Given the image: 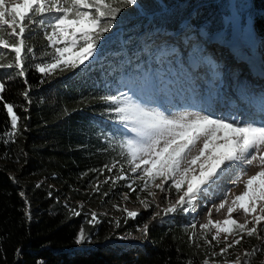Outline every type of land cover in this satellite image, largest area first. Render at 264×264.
I'll list each match as a JSON object with an SVG mask.
<instances>
[{
  "label": "trees",
  "instance_id": "1",
  "mask_svg": "<svg viewBox=\"0 0 264 264\" xmlns=\"http://www.w3.org/2000/svg\"><path fill=\"white\" fill-rule=\"evenodd\" d=\"M135 2L62 0L59 16L30 8L15 36L0 27V41L21 51L0 49V264H225L181 210L151 222L147 242L126 246L117 236L138 227V217L92 221L72 205L138 199L154 183L124 176L134 152L121 85L146 72L157 50L150 32L186 22L193 33L214 34L234 8L264 41V0ZM85 16L94 27L76 35L75 49L89 45L95 59L60 62L58 28ZM230 232L241 234L236 225ZM256 251L245 264H261Z\"/></svg>",
  "mask_w": 264,
  "mask_h": 264
},
{
  "label": "rangeland",
  "instance_id": "2",
  "mask_svg": "<svg viewBox=\"0 0 264 264\" xmlns=\"http://www.w3.org/2000/svg\"><path fill=\"white\" fill-rule=\"evenodd\" d=\"M61 1L0 0V27L8 31L9 35L15 36L16 29L23 25V20L27 17L30 8L38 6L42 11L52 8L48 14L53 17L59 16L62 12ZM76 1L83 2L84 0ZM129 1L135 4L134 0ZM234 13L232 10L228 14V17H222V24L223 22H231L228 24V30H219L214 34H206L205 31L198 29V36L196 37L198 41H194V46L201 44L200 39H206V42H209L208 44L214 42V46H221L220 51H222L221 49L226 51V56L230 58H233L232 56L235 57V54H238L240 50L242 51V46L237 43H231L232 39L235 38V31L238 26L237 22L240 19ZM90 23L85 16L81 21L68 22L64 27L58 28V31H63L59 35L61 39L59 42L66 45L60 48V62H76L83 65L95 59V52L89 45L75 49L77 42L76 35L82 34L83 36L87 31L93 29L94 26ZM243 25H249V27L242 29L244 28ZM241 26L243 27L240 28V40L238 41L243 42L245 47H247L245 49L248 51L246 54L255 53L257 49L264 51V41H259L252 34L250 21L245 18L241 21ZM69 28H71V32L66 31ZM187 32L193 33L188 23L183 22L175 32L167 34L152 31L148 35V38L151 44L166 41L174 42L172 41L173 39L178 40L179 36H183ZM252 35L255 37V41L252 45L248 46V40L252 38ZM188 38L194 40V37L191 35ZM233 40L237 41L236 39ZM204 46L202 47L204 48ZM232 47H236V49L231 51ZM5 48L13 50L16 53L20 51L18 47H8L4 42L0 41V49ZM257 57L260 56L258 55ZM249 59L256 60L255 58ZM259 63L261 64L260 61ZM148 66L150 67L151 65L148 63ZM39 70L42 71L43 68L40 67ZM149 75L146 74L147 78L139 82L135 80L136 75L132 73L130 77L125 76L121 82L122 90L128 98V104L123 109L125 117L124 124L128 127V131L132 137L131 149L134 152V159L127 168V174L124 176L132 175L136 178L139 176L150 177L155 179L154 183L138 199H130L126 194H123L118 201L111 204L110 200L100 202L93 199L91 201L94 202V205L86 204L83 201L72 202L76 210L84 208L92 221H95L100 216L109 217L114 222L120 218L135 219L138 217L140 219V225L138 227L117 236L118 244H124L126 246L134 244L141 245L147 242V228L151 222L171 215L175 211L182 210L184 205H188L186 204L185 198L188 191H191V187L195 185L196 173L208 171L211 168V164L219 159V156H211L208 154L197 156L196 154L202 148L200 140L208 137L209 133L221 136L226 131L220 125L215 126L216 123L200 124L195 131H187L182 125L176 122L165 121L164 118L151 115L137 106V102H142L143 98L135 99L138 96L136 86H140V84L145 82L149 84ZM217 129L219 130L217 133L216 131H212ZM236 133L239 137H242L241 143L246 148L247 151L244 150L246 153L255 151L257 154L260 152L261 155H264L262 153L264 151V133H262V136H257L256 141H251L249 146L247 144V137L244 134L241 136L238 131ZM233 141L230 139L223 141V143L228 147ZM241 148L240 146L239 149ZM248 160L251 164H256L257 166L256 170H254V174L257 176L254 182L258 184L256 185L258 186L256 192L254 191L256 187L251 184L245 190L238 188L240 194L237 196L234 193L232 194L234 201L230 206L224 202H222V206H218L219 204L217 206H210L208 205L209 202L206 204V201L211 198H206L201 202V205L204 207L207 205L208 207L210 206V210L205 215H192L190 208L193 203L191 206L189 205L190 210L188 212L186 210L182 212L193 224L194 232L202 233L206 236L209 249L214 251L213 254L219 255L222 261L220 262L225 264H245L250 259H248V256L251 254L250 250L255 247L257 251L252 254L259 255V263L264 264V236H262V231L264 232V215L257 214L258 210H264V161L260 159L259 155L258 157L251 155ZM172 190L177 191V194L172 195ZM228 207L234 209L237 214L230 215L226 211ZM242 209H245L246 213ZM231 225H236L241 230V234H230L228 231H230ZM249 235L253 238V242L247 238ZM250 245L253 246L251 247Z\"/></svg>",
  "mask_w": 264,
  "mask_h": 264
},
{
  "label": "bare ground",
  "instance_id": "3",
  "mask_svg": "<svg viewBox=\"0 0 264 264\" xmlns=\"http://www.w3.org/2000/svg\"><path fill=\"white\" fill-rule=\"evenodd\" d=\"M239 33H240V27L237 26V30L235 32V38H233V39H236L237 41L232 39L231 43H237L243 47L244 43L241 41L240 42L238 41V40H240ZM224 37H223V39H224ZM225 40L227 41V39H225ZM208 43L209 42H207V44ZM198 45L199 44H197L195 46H198ZM214 45H215L214 42H212V44H208L207 46L210 49V51L214 50L215 59H217L218 61L220 59H223L226 62V63H224L225 67H226V64H227V66H229V69L223 67L224 83L227 85L228 89H230L233 86V81H234L233 78L239 77V76H244L245 78H247V80H251L255 89L264 88V53L263 52H261V53L252 52L249 54H244V52H242L240 50L238 52V54H235L236 55L235 57L232 56L233 58H230V57L225 55L226 51H224L223 49H221L222 51H220L221 46H219V45L214 46ZM192 46L195 47L194 44ZM200 46H201V44H200ZM174 47L176 49L174 48L172 52L176 53L177 51H180V52L185 53L184 48L180 49V48H178V46H174ZM233 49H236V47H232L231 51H233ZM190 52H191V50H190ZM232 55H234V54H232ZM258 55L260 57H257ZM191 56L193 58H195V55L193 53H191ZM249 58H251V59L255 58L256 60L255 61L250 60ZM257 59L261 62V64L259 63V61ZM164 62L167 63L168 61L165 59ZM232 66H234V68L231 69ZM165 68L167 70H169V68L167 66H165ZM156 70H157V79H159L160 81L163 82L164 80H162L161 74H164V68H157ZM260 76H262V77H260ZM150 85L151 84H148L147 87H150ZM226 94H228V92H226ZM153 98H154V95L151 94L148 101H152ZM234 98L238 99V96L235 94ZM240 100H241V98H240ZM221 110H223V109L221 108ZM198 114H201L200 111L194 110L189 115L186 114V115H183L179 118H176L175 122L177 124H180V125L185 124V123L189 124L198 117ZM257 116L264 118V95H262V94L259 97H257V109L254 113L252 111L251 116H250L251 120L243 126L256 127L257 129H264V123L260 124L257 121V119L255 118ZM219 125L223 129L226 130L225 133H222L221 136H217L216 134L213 135V133H209L208 137L200 140V145L202 146V148L196 154L197 156L198 155H207V154L211 155V156H219V159L216 162H213L211 164V166H210L211 168L208 171L202 172V173H200V172L196 173L195 185L193 187H191V191L190 192L188 191V194L185 198L186 204L191 206V204L193 203L194 204L193 207H194V209H196L195 212H197L198 213L197 215H200V216L205 215L206 212L210 210V208H209L210 206H213V205L217 206L218 204H219L218 206H222V199L224 198V196L221 195L219 192L218 193L217 192L216 193L207 192L205 190V186L207 183L210 182V179L213 176H215L219 173L223 172V176H225L227 178L231 177V173H229L228 170L224 171V169L226 167L224 164L225 161L231 160L233 158H238L241 160V162H242L241 165H238L239 164L238 163V164H236V166L239 167L240 173L242 175L246 176L244 182L238 184V186L243 187V188L246 187L251 181L255 185H258L254 182L255 177H256V175L254 174L255 173L254 170H256L257 166H256V164H251L248 160L251 157V155H254V156L256 155L257 157L259 155L260 159L262 161H264V157L261 156L260 152H259V154H257L255 151H253V152L250 151L248 153H246L244 151V150H246V148H244L243 143H241L242 137H239L237 135L236 131H238V133L241 136L243 134L248 135L247 132L240 131L239 126H236V127H230L229 125L223 126L221 121H218L215 124V126H219ZM188 126H190V125H188ZM227 130L229 131V133ZM212 131L213 132L216 131V133H217L219 130L217 129V130H212ZM255 138H256V136H255ZM230 139H232L234 141L230 146L226 147L225 143H223V141H227ZM249 145L250 144H248V146ZM240 146L242 147L241 149H239ZM226 153H227V155H223ZM230 164H233V163L230 162ZM209 171H210V173L208 174L207 172H209ZM223 180H224V178L222 177L221 179L214 180V182L215 183L216 182L222 183ZM225 187L226 186L223 184V186H221V190L224 189ZM257 188H258V186H257ZM254 191H253V193H254ZM206 198H211V200H209V204L207 203L208 205H210L209 207H208V205L205 207L200 205L201 202H203V200ZM197 202H198L199 206H197L195 204ZM226 211L229 212L230 215H236L237 214V212H235L234 209H230V207H228L226 209ZM242 211L246 213L245 209L244 210L242 209ZM257 214L264 215V210H262V211L258 210Z\"/></svg>",
  "mask_w": 264,
  "mask_h": 264
},
{
  "label": "water",
  "instance_id": "4",
  "mask_svg": "<svg viewBox=\"0 0 264 264\" xmlns=\"http://www.w3.org/2000/svg\"><path fill=\"white\" fill-rule=\"evenodd\" d=\"M19 54H20V52H19Z\"/></svg>",
  "mask_w": 264,
  "mask_h": 264
}]
</instances>
